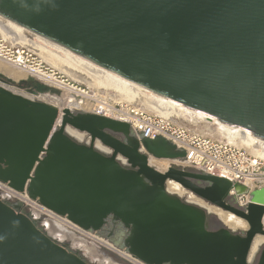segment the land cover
<instances>
[{
  "label": "water",
  "instance_id": "1",
  "mask_svg": "<svg viewBox=\"0 0 264 264\" xmlns=\"http://www.w3.org/2000/svg\"><path fill=\"white\" fill-rule=\"evenodd\" d=\"M0 15L111 78L264 143V0H0ZM149 156L178 159L184 150L162 136L138 138L126 121L0 83L1 181L82 228L121 222L128 230L121 247L148 264H264V245L249 260L255 235H264V186L239 208L226 198L244 185L177 166L161 171ZM168 180L247 228L208 229V212L169 192ZM0 264L91 263L41 230L21 204L0 199Z\"/></svg>",
  "mask_w": 264,
  "mask_h": 264
},
{
  "label": "built area",
  "instance_id": "2",
  "mask_svg": "<svg viewBox=\"0 0 264 264\" xmlns=\"http://www.w3.org/2000/svg\"><path fill=\"white\" fill-rule=\"evenodd\" d=\"M0 61L18 70H23L25 77L29 76L46 85L65 89L66 92L62 99L64 101L67 96H71L73 102H68L70 104L68 108L71 110L92 112L126 121L138 138L140 135L148 138L164 137L184 150L182 158L169 159L178 167L216 175L233 183L244 185L247 188L246 192L236 194L234 188L231 187L227 195V198H235L234 205L239 208H244L249 202L252 190L264 186V159L252 153L248 148L237 146L225 139L199 133L178 122L172 116L142 110L131 103L113 102L96 92L76 86L68 82L57 69H53L43 61L33 48L13 43L1 33ZM54 80L60 81L62 86L52 82ZM69 83L74 85L70 91L65 87ZM81 132L83 136L78 140L88 144L91 140L90 135L87 132ZM95 140L93 143L96 147ZM103 147L102 152L111 153L109 147L105 145ZM117 156L121 162L126 163L125 158ZM0 199L9 203L21 204L22 211L50 237L57 240L70 238L72 246L93 263L148 264L132 256L124 248L115 246L107 238L100 236L97 230L82 228L65 215L58 214L37 199L31 198L25 190H16L1 180Z\"/></svg>",
  "mask_w": 264,
  "mask_h": 264
},
{
  "label": "bare ground",
  "instance_id": "3",
  "mask_svg": "<svg viewBox=\"0 0 264 264\" xmlns=\"http://www.w3.org/2000/svg\"><path fill=\"white\" fill-rule=\"evenodd\" d=\"M0 33L7 39L11 40L13 43L27 45L32 47L39 57L42 58L43 61L47 62L54 67L55 69H60L59 71L69 76L72 80L74 78V73L70 72L69 69L80 71L85 73L87 76H90L91 79L96 85L103 86L105 88H111L117 92L119 95V100L132 101L136 98H141L146 102V106L152 108L157 113L164 116H181L189 121H203L208 126H213L211 129V133L216 134L219 138L225 139L228 142L235 144L237 146H243L249 148V150L264 159V143H258L254 141L249 135L248 131L240 128V127H225L217 123L214 117L200 111H191L185 109L179 103L157 97L152 95L145 88L138 86L136 84H131L127 82H122L117 79L111 78L94 67L74 58L73 56L65 53L60 48L55 46L49 40H47L44 36L21 26L12 20L0 15ZM50 66V67H51ZM12 66L7 65L4 62L0 61V72L17 80L26 76L23 70H18L16 68H10ZM53 68V69H54ZM64 76V75H63ZM73 76V77H71ZM57 85H61L60 81L56 82L52 81ZM94 85V84H93ZM62 86V85H61ZM68 91L74 88L73 84H69L65 86ZM52 97V96H51ZM57 98V97H56ZM62 99V97H61ZM53 101V100H52ZM54 102V101H53ZM73 99L71 96H67L66 99L62 102L64 107H70ZM57 105V104H56ZM60 106V105H59ZM61 107V106H60ZM205 124V125H206ZM204 125V124H203ZM205 127V126H204ZM210 128V127H209ZM66 131L72 137L76 139H80L83 136V132L67 126ZM95 145L99 149H104L103 145L95 140ZM169 159H153L149 157V163L155 165L158 170H165L168 167ZM166 188L169 192L174 193L178 196H183L186 194V200L191 203L197 204L203 207L208 213L212 212L216 214V216L220 219V221L229 229L237 230L244 229L247 225L246 222L240 217L236 216L234 213L223 210L215 205L207 204L203 202L200 197L194 195L189 190L185 189L178 182L174 180H168L166 182ZM263 224H264V216H263ZM264 242V235L257 234L255 235L250 251L251 255L256 251L260 243ZM128 257V256H126ZM250 259V258H249Z\"/></svg>",
  "mask_w": 264,
  "mask_h": 264
},
{
  "label": "rangeland",
  "instance_id": "4",
  "mask_svg": "<svg viewBox=\"0 0 264 264\" xmlns=\"http://www.w3.org/2000/svg\"><path fill=\"white\" fill-rule=\"evenodd\" d=\"M32 48V47H31ZM37 53V51H36ZM39 55V54H38ZM41 58V57H40ZM42 59V58H41ZM47 63V62H46ZM48 64V63H47ZM50 65V64H48ZM51 66V65H50ZM52 67V66H51ZM12 68V67H10ZM54 68V67H53ZM13 69V68H12ZM55 69V68H54ZM15 70V69H13ZM58 70V69H57ZM60 70V69H59ZM58 70V71H59ZM70 72H73L74 73V78L73 80L65 75L64 73L60 72V74L64 75V78L68 80V82L70 83H73L75 84L76 86H79L81 88H84L86 90H91L93 92H96L106 98H108L109 100L113 101V102H121V103H131L132 105L136 106V107H139L140 109L142 110H146V111H149V112H155L157 113L156 111H154L152 108L146 106V102L143 101L142 97L141 98H136L132 101H125V100H119V95H117V92L114 91L113 89L111 88H105L103 86H99V85H96L93 81V78L91 79L90 76H87L85 73H82L80 71H76V70H72V69H69ZM16 71V70H15ZM1 73V72H0ZM3 74V73H1ZM4 76L10 78L11 80H13L14 82H18L19 80L21 79H26V78H30L29 76L27 77H23V78H20V79H13L5 74H3ZM73 77V76H71ZM35 80V79H34ZM36 82H39L40 84H42L43 86L46 87V89H43L41 91H30V90H27V89H24V88H20L18 86H16L15 84L13 83H9V82H5L3 80L0 79V83L1 84H4L6 86H8L9 88L17 91V92H20L26 96H29V97H33L35 99H39V100H44V101H47L49 103H52V104H57V105H60L61 107H64L63 105V99H61V97L64 96V93L66 92L65 89L59 87H52V86H49V85H46L38 80H35ZM69 83V84H70ZM94 84V85H93ZM52 96V97H51ZM57 97V98H56ZM54 102H53V101ZM159 114V113H158ZM173 117V116H172ZM175 120H177L178 122H181L185 125H187L188 127L194 129L195 131L199 132V133H202V134H207V135H211L215 138H219L216 134H213L211 133V129H213V126H208L206 123H204L203 121H189L188 119L184 118V117H181V116H174L173 117ZM204 124V125H203ZM206 124V125H205ZM205 126V127H204ZM210 127V128H209ZM247 148V147H246ZM249 149V148H248ZM149 157H152L153 159H158V158H155L153 156H149ZM168 167L169 166H177L175 163H173L172 161L168 160ZM152 165V164H151ZM153 167H156L155 165H152ZM167 167V168H168ZM178 167V166H177ZM166 168V169H167ZM165 169V170H166ZM164 171V170H163ZM195 195V194H194ZM182 199L186 200V194L183 196H180ZM203 202H206L205 200L201 199ZM188 201V200H186ZM207 204H210L208 202H206ZM212 205V204H210ZM208 215L210 216V218L213 219L214 223L216 226H223L224 224L220 221V219L216 216V214L212 213V212H209ZM247 225V223H246ZM247 228V226L245 227ZM244 228V229H245ZM244 229H237L236 231H239V230H244ZM261 245H264L261 244Z\"/></svg>",
  "mask_w": 264,
  "mask_h": 264
},
{
  "label": "flooded vegetation",
  "instance_id": "5",
  "mask_svg": "<svg viewBox=\"0 0 264 264\" xmlns=\"http://www.w3.org/2000/svg\"><path fill=\"white\" fill-rule=\"evenodd\" d=\"M119 138L120 136L117 135ZM101 150V149H100ZM200 184H204L203 182H199ZM226 201L230 204L235 203V198L234 197H230V198H226ZM37 225V224H36ZM206 225L207 228L210 230H216L218 229L220 226H216L213 219L210 218L209 215H207V220H206ZM38 226V225H37ZM39 227V226H38ZM40 228V227H39ZM41 229V228H40ZM42 230V229H41ZM245 230V229H244ZM127 229L122 225L121 222L113 220L112 218H107V220L104 222V224L101 226V228L99 230H97V233L100 236H103L105 238H107L109 241H111L115 246L119 247V248H123L120 245V241L121 239L127 234ZM240 231V230H239ZM45 232V231H44ZM47 233V232H45ZM52 238V237H51ZM54 239V238H52ZM55 241L62 243L66 246L67 249L74 251L76 253H78L81 257H83L87 262L91 263V264H96L93 263L89 260L88 257L84 256L78 249L74 248L70 242V238H65L64 240H57L54 239ZM264 243V242H263ZM260 243L258 248L260 246H262ZM258 248L256 249V251L251 255L252 257H250L249 255V260H252L253 255H255V253L257 252ZM251 251V250H250ZM250 254V253H249ZM163 264H168V263H163Z\"/></svg>",
  "mask_w": 264,
  "mask_h": 264
},
{
  "label": "trees",
  "instance_id": "6",
  "mask_svg": "<svg viewBox=\"0 0 264 264\" xmlns=\"http://www.w3.org/2000/svg\"><path fill=\"white\" fill-rule=\"evenodd\" d=\"M0 79L5 81V82L13 83L20 88H24V89H27L30 91H41L43 89H46L45 86H43L39 82H36L33 78L21 79L18 82H14L10 78H8V77H6L0 73Z\"/></svg>",
  "mask_w": 264,
  "mask_h": 264
}]
</instances>
